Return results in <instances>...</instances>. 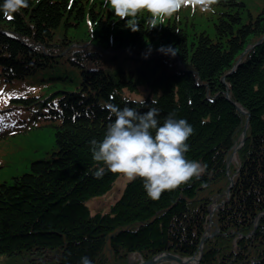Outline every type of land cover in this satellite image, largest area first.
<instances>
[{"label":"trees","instance_id":"1","mask_svg":"<svg viewBox=\"0 0 264 264\" xmlns=\"http://www.w3.org/2000/svg\"><path fill=\"white\" fill-rule=\"evenodd\" d=\"M200 4L185 0L150 30L142 12L136 32L104 0H29L0 15V157L2 147L19 155L0 159V175L11 173L0 181V264L197 254L209 206L226 198L227 160L246 122L233 102L248 128L228 201L212 217L218 233L198 264H264V0H215L206 12ZM141 86L149 93L139 110L159 108L161 123L169 113L186 119L194 129L186 157L207 168L155 200L141 178L128 181L108 213L91 214L87 200L121 174L94 178L89 141L103 138L107 105L125 106L126 91Z\"/></svg>","mask_w":264,"mask_h":264},{"label":"clouds","instance_id":"2","mask_svg":"<svg viewBox=\"0 0 264 264\" xmlns=\"http://www.w3.org/2000/svg\"><path fill=\"white\" fill-rule=\"evenodd\" d=\"M104 3L112 16L124 20L126 28L136 32L140 30L142 12L147 16L150 30L163 25L166 18L184 6L185 0H104ZM214 3L215 0H201L200 10L212 11ZM28 4L29 0H0V15L10 17ZM157 50L176 54L171 45H162ZM116 94L113 90L110 95ZM123 100V107L107 105L110 122L103 138L89 141L91 159L97 164L92 171L94 178L100 179L106 172L120 173L129 181L141 178L146 196L153 200L165 190L175 189L193 178L199 179L207 165L186 157L193 126L174 113H169L161 123L157 107H147L141 112L140 107L147 105L143 93L138 92L132 99L123 97ZM156 103L151 100L152 105ZM80 264H92V261L82 256Z\"/></svg>","mask_w":264,"mask_h":264},{"label":"rangeland","instance_id":"3","mask_svg":"<svg viewBox=\"0 0 264 264\" xmlns=\"http://www.w3.org/2000/svg\"><path fill=\"white\" fill-rule=\"evenodd\" d=\"M138 92L143 93L144 98L146 97V94L148 92L147 88L144 86H141L137 92H128L126 91V96H128L129 98H133ZM2 150L4 151L2 154L3 156L0 157L1 160L4 161H11L12 159L18 158L19 155H16V150L14 148H9L6 149L5 147H2ZM28 154V153H27ZM236 154V153H235ZM29 155V154H28ZM236 159L232 156L231 157V162H235ZM231 162L228 163V168H227V175L228 177L232 178L233 174H230V165ZM3 169H0V172ZM11 174V173H10ZM10 174L8 175V177L10 176ZM8 177H3L2 175H0V181H7ZM129 180L123 176L122 174L116 178V180H114L111 189L104 195L100 196V197H95V198H90L87 200L86 205L90 211L91 214H95V213H108L110 211V207L111 205L121 196L126 183ZM217 200L215 199L211 206H210V210L217 209ZM212 221H208L207 222V233H206V237H211L213 234V229L211 226ZM214 233H217V231L215 230ZM140 261V258L137 256L132 255L131 257H129L128 261L126 264H136L137 262Z\"/></svg>","mask_w":264,"mask_h":264},{"label":"water","instance_id":"4","mask_svg":"<svg viewBox=\"0 0 264 264\" xmlns=\"http://www.w3.org/2000/svg\"><path fill=\"white\" fill-rule=\"evenodd\" d=\"M235 106H236V105H235ZM236 108H237V110H238L240 113H242V114H246V112L242 111L239 107L236 106ZM247 126H248V122H246V124H245V128H247ZM245 130H246V129H244V131H243V135H244V133H245ZM230 187H231V185H230ZM230 187H229V188H230ZM209 214L212 215V212H209ZM203 241H204V239L201 240V244L203 243ZM193 259H194V256H192V257L186 259V262L184 263V262L181 261V258H179V257L176 256V255H172V254H170V253H162V254H159V255L153 257V258H152L151 260H149V261L141 262V263H139V264H154V263H156V262H163V261H171V262H177L178 264H186L187 262H189V261H191V260H193Z\"/></svg>","mask_w":264,"mask_h":264},{"label":"bare ground","instance_id":"5","mask_svg":"<svg viewBox=\"0 0 264 264\" xmlns=\"http://www.w3.org/2000/svg\"><path fill=\"white\" fill-rule=\"evenodd\" d=\"M262 38H264V37H262ZM182 262H186L185 260H181ZM187 264H192V261L191 262H188Z\"/></svg>","mask_w":264,"mask_h":264}]
</instances>
